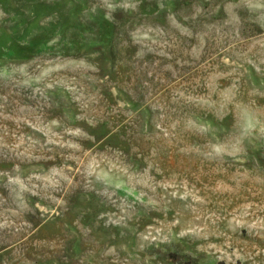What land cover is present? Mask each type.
Wrapping results in <instances>:
<instances>
[{"label": "rangeland", "instance_id": "obj_1", "mask_svg": "<svg viewBox=\"0 0 264 264\" xmlns=\"http://www.w3.org/2000/svg\"><path fill=\"white\" fill-rule=\"evenodd\" d=\"M264 264V0H0V264Z\"/></svg>", "mask_w": 264, "mask_h": 264}, {"label": "trees", "instance_id": "obj_2", "mask_svg": "<svg viewBox=\"0 0 264 264\" xmlns=\"http://www.w3.org/2000/svg\"><path fill=\"white\" fill-rule=\"evenodd\" d=\"M183 264H195V263H193V262H186V263H183Z\"/></svg>", "mask_w": 264, "mask_h": 264}]
</instances>
